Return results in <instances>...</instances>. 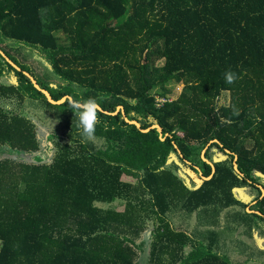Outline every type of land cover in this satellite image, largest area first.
I'll list each match as a JSON object with an SVG mask.
<instances>
[{
  "label": "trees",
  "instance_id": "obj_1",
  "mask_svg": "<svg viewBox=\"0 0 264 264\" xmlns=\"http://www.w3.org/2000/svg\"><path fill=\"white\" fill-rule=\"evenodd\" d=\"M0 38L22 45H0L21 68L0 53V79L14 81L0 82V101L33 103L57 122L51 157L28 118L0 107V264H139L148 240L146 264H235L218 232L194 238L169 214L240 208L230 217L249 234L264 223V0H0ZM24 72L54 102L95 98L107 113L95 137L69 100L50 105ZM224 92L230 103L218 107ZM212 141L213 176L202 159ZM215 148L226 157L213 161ZM244 188L258 193L251 209L235 193ZM115 200L122 211L96 206Z\"/></svg>",
  "mask_w": 264,
  "mask_h": 264
},
{
  "label": "rangeland",
  "instance_id": "obj_2",
  "mask_svg": "<svg viewBox=\"0 0 264 264\" xmlns=\"http://www.w3.org/2000/svg\"><path fill=\"white\" fill-rule=\"evenodd\" d=\"M10 42V45L14 44L18 47L22 46L16 42L13 41H7L4 38H0V45H7ZM22 51L24 54H26V51L24 47L22 48ZM32 59L39 62V65L43 69L44 75L48 78L51 77L53 79H56L50 70L49 64L41 59L40 57H37L36 55H31ZM161 64V63H160ZM0 82L4 85H13L14 81L9 78H2L0 79ZM182 86H178L173 90V96H170L171 100H176L181 91ZM230 103V94L228 92L222 93L220 98L217 100L218 107L228 106ZM0 107L4 110L9 111V113L14 114H20L28 118L35 127L36 130V137L39 142V148L40 150L45 149L46 147H51V153L50 156H53L54 148L52 146V142L47 140V137L51 135L55 128L57 127V122L52 118V116L47 115L44 113L37 105L33 103L26 102L23 105L18 103L17 101H0ZM248 147L252 146L251 142L246 143ZM210 148V147H209ZM204 151V150H203ZM202 151V152H203ZM212 155L214 156L213 161H220L226 155L222 153L218 149H214L211 151ZM203 159V158H202ZM207 159V158H206ZM204 160V159H203ZM177 158L176 156H172L170 160V165L173 164V162H176ZM207 163H210L211 161L207 159L204 160ZM179 178L186 184V186L190 189H196L199 186L195 176L190 173L186 172H178L177 173ZM124 176V175H123ZM123 178V177H122ZM258 180V183L264 187V178L256 175L255 180ZM124 181L134 183L135 180L133 177L129 175L124 176ZM236 195L243 203L248 204L249 208L251 209L255 205L252 204L254 200L258 197V193L252 189V188H244L242 190H236ZM255 204V203H254ZM96 206L98 208L104 209V210H114V211H122L124 206L121 201H113L111 204L107 203H96ZM242 210L240 208H234L230 210H225L221 213V215L218 217H209L206 216L204 213H201V211H196L193 213L192 216L189 218L186 217V215L182 212L173 211V213L169 214L170 219L174 222V224L177 227H181L182 229H185L188 231L194 238L203 240L204 236L207 234V232L214 230L220 234V241L218 245V251L222 254L226 255L232 263L237 264H264V223H262L259 219H254L253 225L254 229L249 234V229L246 227H238L237 223L238 220L234 218L232 220L233 214L236 212H241ZM256 212V211H253ZM211 220H218V223H215L216 225L210 226L209 223H211ZM232 221V223L230 222ZM256 223H260L259 227H256ZM144 235L137 240V244H140L141 240ZM147 238V236H146ZM189 248H186L185 251L187 252ZM148 253H149V240L146 243V246L144 247V251H138L137 250V261L139 264H146L148 259Z\"/></svg>",
  "mask_w": 264,
  "mask_h": 264
},
{
  "label": "clouds",
  "instance_id": "obj_3",
  "mask_svg": "<svg viewBox=\"0 0 264 264\" xmlns=\"http://www.w3.org/2000/svg\"><path fill=\"white\" fill-rule=\"evenodd\" d=\"M226 83H234L238 76L235 72L227 70L224 74ZM69 108L78 116V126L83 136L88 139L95 137L96 125L99 122L98 113L100 112V104L93 97L86 100L73 99L69 103Z\"/></svg>",
  "mask_w": 264,
  "mask_h": 264
},
{
  "label": "water",
  "instance_id": "obj_4",
  "mask_svg": "<svg viewBox=\"0 0 264 264\" xmlns=\"http://www.w3.org/2000/svg\"><path fill=\"white\" fill-rule=\"evenodd\" d=\"M0 53L6 58V60L15 68V69H17L18 71H21V68L18 66V65H16L9 57H7L6 56V54L0 49ZM25 73V75L27 76V78L29 79V81L31 82V84L33 85V87H34V89L36 90V91H38V92H40L43 96H45V98L47 99V101H48V103L50 104V105H52V106H60V105H63L67 100H69V101H72V99L70 98V97H66V98H64L63 100H61V101H58V102H54L53 100H52V98L50 97V95L48 94V92H46L45 90H42V89H40L39 88V86L36 84V81L30 76V75H28V73L27 72H24ZM118 111H120L121 110V108L119 107L118 109H117ZM100 112L101 113H103V114H107L106 112H104V111H102V110H100ZM115 114H117V113H115ZM114 114V115H115ZM125 121L128 123V124H133V125H135V126H137V127H139V124L136 122V121H129V120H127V119H125ZM151 128H158L159 130H160V132H161V134H162V130H161V128L158 126V125H154V126H151ZM140 131L141 132H143V133H145L146 131H148V129L147 130H143V129H140ZM163 140H165V138H163ZM213 143V141L212 142H210L209 144H208V146L206 147V149H204V151L202 152V158L204 159V160H206L207 161V159H206V157H205V153H206V151L208 150V148L210 147V145ZM237 160V158H235V161ZM216 161V160H215ZM210 165H211V167H212V176L215 174V166H214V164L212 163V162H210L209 163ZM234 169H235V171L236 172H239L238 171V167H237V163H234ZM201 175V174H200ZM212 176L211 177H209V178H204V177H202V179L204 180V181H210L211 179H212ZM260 189H261V191H262V195H263V197H264V189L262 188V187H259ZM238 191V190H237ZM256 204V203H255ZM254 203H253V205H255ZM246 212H248V214H257V215H261L260 213H257V212H253V211H251L250 209H248V210H246Z\"/></svg>",
  "mask_w": 264,
  "mask_h": 264
}]
</instances>
